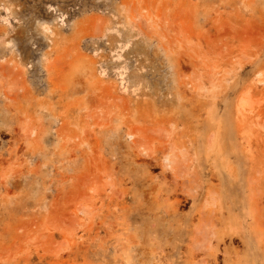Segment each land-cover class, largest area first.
I'll use <instances>...</instances> for the list:
<instances>
[{
    "label": "rangeland",
    "instance_id": "1",
    "mask_svg": "<svg viewBox=\"0 0 264 264\" xmlns=\"http://www.w3.org/2000/svg\"><path fill=\"white\" fill-rule=\"evenodd\" d=\"M0 5V264H264V0Z\"/></svg>",
    "mask_w": 264,
    "mask_h": 264
},
{
    "label": "clouds",
    "instance_id": "2",
    "mask_svg": "<svg viewBox=\"0 0 264 264\" xmlns=\"http://www.w3.org/2000/svg\"><path fill=\"white\" fill-rule=\"evenodd\" d=\"M13 22V9L10 7H5L3 5H0V26H3L5 28H10L11 24ZM61 26H64L62 22ZM44 32H50V28L48 25L43 26Z\"/></svg>",
    "mask_w": 264,
    "mask_h": 264
}]
</instances>
